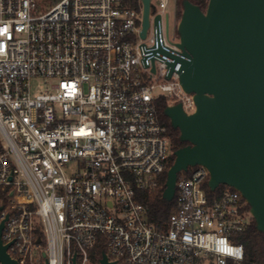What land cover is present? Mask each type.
I'll list each match as a JSON object with an SVG mask.
<instances>
[{
    "label": "built area",
    "instance_id": "2783aa9c",
    "mask_svg": "<svg viewBox=\"0 0 264 264\" xmlns=\"http://www.w3.org/2000/svg\"><path fill=\"white\" fill-rule=\"evenodd\" d=\"M169 3L151 0L143 37L142 0H0V222L19 264L245 259L250 204L231 186L210 196L203 164L179 173L169 217L150 219L144 193L175 151L159 104L197 110ZM35 78L55 82L34 93Z\"/></svg>",
    "mask_w": 264,
    "mask_h": 264
},
{
    "label": "water",
    "instance_id": "95a60500",
    "mask_svg": "<svg viewBox=\"0 0 264 264\" xmlns=\"http://www.w3.org/2000/svg\"><path fill=\"white\" fill-rule=\"evenodd\" d=\"M142 2L145 37L151 0ZM178 31L185 55L181 83L194 93L197 110L188 114L180 103L164 110L188 144L174 151L163 196L172 201L179 173L203 164L210 189H239L264 232V0H208L205 10L183 0ZM3 227L1 221L0 260L19 264L3 243ZM100 263L115 264L105 252Z\"/></svg>",
    "mask_w": 264,
    "mask_h": 264
},
{
    "label": "trees",
    "instance_id": "16d2710c",
    "mask_svg": "<svg viewBox=\"0 0 264 264\" xmlns=\"http://www.w3.org/2000/svg\"><path fill=\"white\" fill-rule=\"evenodd\" d=\"M140 0H134L138 2ZM192 2L198 4L203 10L206 9L208 0H191ZM177 3L183 6V0H177ZM166 108V103L161 101L159 104V116L162 122L167 125V132L170 135L174 150L185 146L188 144V141H183L180 138V130L175 128L170 118L165 114L164 110ZM175 160V154L170 158L169 166L173 164ZM167 180V171L162 175L163 187L154 194H148L145 192L146 203L149 205L150 209V219L156 223H161L163 220L169 217L174 208V200L168 201L164 198L163 192L165 189V183ZM229 185L221 184L216 190H211L208 187V193L210 196L220 195L225 188ZM238 241L244 244L245 247V259L241 264H264V232L260 231L257 228L256 221L253 219L251 224L247 227L246 230L239 232ZM105 247L102 244H98L94 249L95 252V261H98L100 255Z\"/></svg>",
    "mask_w": 264,
    "mask_h": 264
},
{
    "label": "rangeland",
    "instance_id": "374dc122",
    "mask_svg": "<svg viewBox=\"0 0 264 264\" xmlns=\"http://www.w3.org/2000/svg\"><path fill=\"white\" fill-rule=\"evenodd\" d=\"M154 4H157L158 0H152ZM183 12V6L177 3V0H170L168 7L166 8V14L169 15V37L174 40L180 39L178 31V22L181 18ZM166 20V15H165ZM166 27V23H165ZM55 82V80H52ZM45 78H35L32 81V91L34 93L44 92L47 87L53 83ZM170 142L172 143L171 137L169 135ZM173 145V143H172Z\"/></svg>",
    "mask_w": 264,
    "mask_h": 264
},
{
    "label": "snow or ice",
    "instance_id": "6c2138e0",
    "mask_svg": "<svg viewBox=\"0 0 264 264\" xmlns=\"http://www.w3.org/2000/svg\"><path fill=\"white\" fill-rule=\"evenodd\" d=\"M221 243H223V242H221Z\"/></svg>",
    "mask_w": 264,
    "mask_h": 264
}]
</instances>
